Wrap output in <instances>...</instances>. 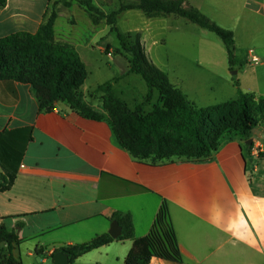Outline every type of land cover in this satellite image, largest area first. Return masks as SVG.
I'll use <instances>...</instances> for the list:
<instances>
[{"label":"crops","instance_id":"0c3cea01","mask_svg":"<svg viewBox=\"0 0 264 264\" xmlns=\"http://www.w3.org/2000/svg\"><path fill=\"white\" fill-rule=\"evenodd\" d=\"M36 1L7 0L0 8V38L37 31L49 0ZM185 4L205 14L201 5L190 0ZM120 56L116 54L113 64H122ZM223 56L221 67L208 59L189 69L175 67V78L169 80L198 107L235 100L237 88L229 78L226 51ZM127 70L128 62L119 75ZM194 70L205 71L212 84L197 80ZM240 86L245 93L264 96ZM91 109L99 111L97 106ZM26 129H31V140L22 144L27 133H20L23 151L19 161L7 166L13 184L0 192V226L17 235L12 254L22 264V254L40 257L46 264L57 249L108 234L113 222L109 217L117 212L131 216L134 238H115L71 264H123L127 258L146 255L145 236L162 202L182 261L153 257L147 264H264V153L252 152L264 148V122L248 139L236 131L224 133L205 161L140 159L118 143L106 119L85 118L64 101L50 112H40L29 85L1 82L0 132ZM1 164L0 173L7 176Z\"/></svg>","mask_w":264,"mask_h":264},{"label":"trees","instance_id":"16d2710c","mask_svg":"<svg viewBox=\"0 0 264 264\" xmlns=\"http://www.w3.org/2000/svg\"><path fill=\"white\" fill-rule=\"evenodd\" d=\"M119 7L109 14L102 12L93 0H69L62 5L71 8L81 7L91 23L99 25L106 20L110 30L117 33L121 52L129 57L128 70L117 78L129 74L141 76L147 86L143 101L129 109L127 104L114 95V81L96 87L103 94L102 111H93L88 107L80 92L87 78L83 62L72 45L55 40V22L57 12L49 7L34 34L16 32L0 38V83L18 82L27 84L39 103L40 112H50L58 101H64L79 115L92 119H106L118 143L140 159L155 160L171 157L193 161L208 160L224 133L236 131L246 139L251 130L264 122V96L245 93L239 82L237 98L219 104L198 107L178 88L172 85L168 75L155 66L146 56L141 45V36H124L116 27L117 17L126 11L139 10L148 18L175 16L183 18L197 27L217 36L225 47L228 67L235 66L234 33L211 21L193 6H187L185 0H118ZM7 0H0V8ZM51 9V7H50ZM157 98L154 99V94ZM150 109L148 110V107ZM147 108V110H146ZM27 133L22 144L31 140V129L0 132V162L7 176L0 173V192L9 190L14 175H9L8 165L19 161L23 147L20 144L21 132ZM109 220L117 221L121 227L120 240L133 239L134 231L129 214L114 213ZM113 241L110 235L97 236L88 243L62 247L53 251H62L69 257V263L101 246ZM148 253L130 257L123 264H147L156 257L180 263L181 252L171 222L167 204L162 202L149 232L145 236ZM19 239L14 231L0 226V245L6 246V255L0 264H22L13 254V245Z\"/></svg>","mask_w":264,"mask_h":264},{"label":"rangeland","instance_id":"374dc122","mask_svg":"<svg viewBox=\"0 0 264 264\" xmlns=\"http://www.w3.org/2000/svg\"><path fill=\"white\" fill-rule=\"evenodd\" d=\"M39 1L42 2L37 0L35 4H40ZM63 1L69 0H49L48 12L53 8L57 12L55 40L76 46L87 74L80 89L83 101L88 107L97 106V110L103 112V94L95 89L119 77L121 70H125L129 57L120 53V57L124 59L122 68L121 65L113 64L114 57L118 51L121 52L117 33L110 30L106 20H102L95 28L89 24L81 7L73 5L66 8L62 5ZM190 1L201 5L204 15L215 24L234 33L235 66L229 72L233 84L235 81L239 82L248 92H264V0ZM203 1L204 5L201 4ZM94 4L105 14L119 7L118 0H94ZM169 17L148 18L141 11L132 10L117 17L116 27L124 36L133 38L136 34H141L146 54L171 80L175 78L172 73L175 67L189 69L197 63H205L207 59L211 65L221 67L225 47L217 36L183 18ZM250 50L260 58V65L253 67L247 63ZM193 73L197 80L203 79V83L212 84V78L205 71L194 70ZM146 93L144 80L136 74L119 78L114 84L115 97L125 102L129 109L143 101ZM156 98L155 93L154 99ZM6 254V246L0 245V259ZM47 258L46 264H50V258ZM22 261L23 264H42L40 257L28 259L24 254Z\"/></svg>","mask_w":264,"mask_h":264},{"label":"water","instance_id":"95a60500","mask_svg":"<svg viewBox=\"0 0 264 264\" xmlns=\"http://www.w3.org/2000/svg\"><path fill=\"white\" fill-rule=\"evenodd\" d=\"M236 73V72H235ZM234 73V74H235ZM251 143V141H249ZM108 234L113 239L118 238L121 234V228L118 225L117 221H113L110 225V230L108 231ZM51 264H69V257L67 254H65L62 251H59L55 253L50 260Z\"/></svg>","mask_w":264,"mask_h":264},{"label":"built area","instance_id":"2783aa9c","mask_svg":"<svg viewBox=\"0 0 264 264\" xmlns=\"http://www.w3.org/2000/svg\"><path fill=\"white\" fill-rule=\"evenodd\" d=\"M247 63L249 65L255 66L259 65L261 63V60L258 56H256L252 50L248 52V60ZM253 154L260 155L261 153H264V148L262 146H257L252 150Z\"/></svg>","mask_w":264,"mask_h":264}]
</instances>
